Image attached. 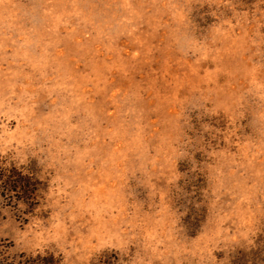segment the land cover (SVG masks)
<instances>
[{
	"label": "rangeland",
	"instance_id": "rangeland-1",
	"mask_svg": "<svg viewBox=\"0 0 264 264\" xmlns=\"http://www.w3.org/2000/svg\"><path fill=\"white\" fill-rule=\"evenodd\" d=\"M0 172V264H264V0H0Z\"/></svg>",
	"mask_w": 264,
	"mask_h": 264
},
{
	"label": "trees",
	"instance_id": "trees-1",
	"mask_svg": "<svg viewBox=\"0 0 264 264\" xmlns=\"http://www.w3.org/2000/svg\"><path fill=\"white\" fill-rule=\"evenodd\" d=\"M16 174H18V173H16ZM21 178H23V177L18 174V178L17 179H12V180H9L7 182L4 179L3 174L0 172V182H3V183H11L12 182V185H10V186H12L13 188H16L17 190L18 189L20 190V188H23L22 191H27L28 193H30L31 190L35 189V186L37 184L36 181L35 182H31L29 180L27 181V180H24V178L23 179H21ZM28 186H30V188H31L30 190L28 189Z\"/></svg>",
	"mask_w": 264,
	"mask_h": 264
}]
</instances>
